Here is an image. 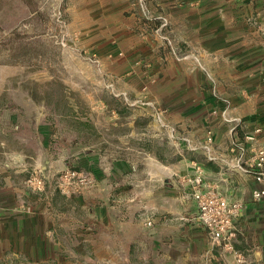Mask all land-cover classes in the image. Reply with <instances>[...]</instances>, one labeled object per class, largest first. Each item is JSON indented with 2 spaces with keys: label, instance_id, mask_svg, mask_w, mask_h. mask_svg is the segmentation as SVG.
I'll list each match as a JSON object with an SVG mask.
<instances>
[{
  "label": "crops",
  "instance_id": "1",
  "mask_svg": "<svg viewBox=\"0 0 264 264\" xmlns=\"http://www.w3.org/2000/svg\"><path fill=\"white\" fill-rule=\"evenodd\" d=\"M65 2L101 87L89 96L79 86L80 96L96 101L103 123L94 140L84 136L88 122L65 126L72 137L62 139L41 107L17 109L11 134L0 124V264H220L223 255L264 264V195L253 194L264 181L241 169L254 150L239 148L260 128L254 146L264 149V0ZM55 113L87 116L71 101ZM196 163L241 203L233 247L242 261L210 241L182 180ZM67 167L93 173L97 184L63 193L57 181ZM36 170L41 189L27 183Z\"/></svg>",
  "mask_w": 264,
  "mask_h": 264
},
{
  "label": "rangeland",
  "instance_id": "2",
  "mask_svg": "<svg viewBox=\"0 0 264 264\" xmlns=\"http://www.w3.org/2000/svg\"><path fill=\"white\" fill-rule=\"evenodd\" d=\"M65 1L0 0V124L8 125L9 134L21 121L16 111L20 108H44L40 117L56 120L57 135L63 134L62 139L72 137V131L65 126L90 122L92 127L84 136L90 133L94 140L95 123H103V117L95 115L96 101L80 96L79 86L84 89L82 95L86 92L89 96L100 94L101 87L91 82L96 58L81 49L75 27L70 25L74 10ZM80 62L92 64V68L82 70ZM67 78L76 86L64 83ZM63 92H69L71 99L56 97ZM69 101L77 107L81 105L87 116L80 119L78 115H56V109L67 106ZM53 142L59 146L60 140ZM223 257L220 264H233Z\"/></svg>",
  "mask_w": 264,
  "mask_h": 264
},
{
  "label": "built area",
  "instance_id": "3",
  "mask_svg": "<svg viewBox=\"0 0 264 264\" xmlns=\"http://www.w3.org/2000/svg\"><path fill=\"white\" fill-rule=\"evenodd\" d=\"M156 118L158 120L162 119L161 111L157 113ZM170 129L173 133L177 131L174 127ZM260 131V128H256L253 132L246 133L239 141V148L243 152L248 147L254 150V155L245 160V164L241 165V169L245 172H252L258 181H264V149H258L254 146L256 135ZM185 140L189 144L188 147L191 148L190 138L185 136ZM207 141L209 143L212 142L211 132H209ZM209 143L206 144V147L209 146ZM201 168L200 163H196L195 171L183 176L182 180L189 183L192 188L199 217L208 229L211 243L233 251L237 255L238 260L242 261L243 255L233 247V239L236 235L233 218L239 212L241 203L239 201L231 202L215 184L205 178ZM27 183L32 188L41 189L43 179L40 171H34L27 179ZM96 184L97 180L93 173L69 167L59 173L57 181L59 190L65 194L82 193ZM253 194L255 198L259 199L264 195V189H256ZM145 225L148 227L153 226V220L147 218Z\"/></svg>",
  "mask_w": 264,
  "mask_h": 264
},
{
  "label": "trees",
  "instance_id": "4",
  "mask_svg": "<svg viewBox=\"0 0 264 264\" xmlns=\"http://www.w3.org/2000/svg\"><path fill=\"white\" fill-rule=\"evenodd\" d=\"M106 100V102L107 103H109V104H114V100L112 99V98H108V99H105ZM116 105H118L117 103H116ZM90 122H88L87 123V125H88V128H91L92 126H91V124H89Z\"/></svg>",
  "mask_w": 264,
  "mask_h": 264
}]
</instances>
